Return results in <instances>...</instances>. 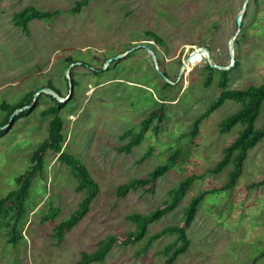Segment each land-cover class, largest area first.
<instances>
[{
  "label": "rangeland",
  "instance_id": "obj_1",
  "mask_svg": "<svg viewBox=\"0 0 264 264\" xmlns=\"http://www.w3.org/2000/svg\"><path fill=\"white\" fill-rule=\"evenodd\" d=\"M78 1L0 0V123L9 112L2 106L12 107L31 93L33 104L38 102L35 111L18 119L0 139V199L18 188L17 178L47 139L51 117L41 112L54 105V99L69 102L61 113L65 152L87 166L99 185L88 214L58 242L54 227L78 209L84 192L59 156L48 152L46 169L33 180L26 203L28 220L20 226L24 239L10 244L7 228L0 227V264H78L84 252L96 251L109 236L123 238L135 231L129 216L150 214L193 175L199 178L184 198L149 225L142 241L116 244L104 262L93 264H166V250L175 236L167 234L148 245L149 239L182 224L191 201L206 192L187 232L189 250L175 264H264V139L248 151L237 185L223 190L233 164L212 171L243 126L221 134L220 124L242 105L226 101L201 122L195 138L189 134L221 93V70L214 69V79L206 85L209 62L200 48L210 52L212 64L228 68L230 90L264 84V0H249L241 28L236 18L246 0H90L75 14ZM26 7L59 14L31 21L25 33L13 16ZM146 32L158 35L163 47L148 40ZM139 44L152 48L160 70L176 83L160 75L145 48L131 52ZM194 51L198 54L185 66ZM232 53L237 62L233 68ZM68 58L78 63L69 65ZM69 79L79 83L73 85L71 101ZM44 89L60 95L40 93ZM160 97L166 99V116L159 130L154 124L129 154L120 151L129 141L122 135L138 132L141 122L160 107ZM255 128L264 129V108ZM177 150L178 163L156 181L153 192L137 188L118 196L119 186L147 178ZM254 183L261 185L250 187ZM51 211L55 217L43 221Z\"/></svg>",
  "mask_w": 264,
  "mask_h": 264
},
{
  "label": "trees",
  "instance_id": "obj_2",
  "mask_svg": "<svg viewBox=\"0 0 264 264\" xmlns=\"http://www.w3.org/2000/svg\"><path fill=\"white\" fill-rule=\"evenodd\" d=\"M89 2L90 0L78 1L72 12L75 14L80 13L84 7L89 5ZM58 14V12H41L33 7H26L21 12L14 14L13 21L15 26L20 27L25 33H29V23L31 21L51 19ZM241 34L243 35L244 33L241 32ZM146 35L150 38L148 40L158 43L163 47V40L158 35L151 32H146ZM237 42L238 38H236V43ZM66 61L69 65L78 63V61L73 60L72 58H68ZM81 64L86 65L84 63ZM236 66L237 62H235L233 67ZM207 70L209 73L206 85L209 86L214 79L215 70L209 65L207 66ZM219 75V89L221 90V93L218 99L212 102L206 111L195 120L193 129L189 134L191 135L190 137L195 138L199 133L201 122L219 109L226 101H234L242 105V108L238 112L230 115L220 124L221 134L229 133L239 124L243 126V130L240 132L237 139L224 150L223 159L218 162L215 169L212 171L214 173H219L229 164H233L234 169L231 173L230 180L223 188V190H227L233 189L237 185L238 180L243 173L248 151L264 139V129L256 130L255 128L256 121L264 108V84L260 86H250L244 90H230L228 70L220 71ZM73 85L76 87L79 86V83L76 80H73ZM169 86L168 83L165 84L166 88ZM56 93L60 95V92ZM73 98L74 94L70 97V101ZM54 100V105L41 112L42 117H51L47 139L35 149L31 157L29 168L17 178L16 181L18 183V188L0 199V227L7 228L8 235L10 236V244L16 245L19 240L24 239V236L20 231V226H24L28 220L26 203L30 195L33 180L38 175H43L44 170L46 169L45 159L48 152L52 151L59 156L58 159L71 170L73 176L76 178L78 183L77 189L84 192V198L79 204L78 209L67 220L58 223L54 227V238L57 239L58 242H62L65 234L72 230L88 214L92 202L99 193V185L91 176L87 166H85L77 157L66 153L64 150L66 136L64 135V121L61 113L69 102H60L57 99ZM165 100V98L160 97V101H162L159 102L160 107L152 110L149 116L141 122L140 130L138 132L135 133L130 130L122 135L123 138H129V141L119 148L120 151L129 154L134 147L142 143L154 124L156 132L159 130V125L164 122L166 116ZM33 102L34 94L31 93L12 107L5 105L2 106L3 108L7 107L9 112L7 117L0 123V139L13 127L18 119L27 117L36 110L38 102L36 101L35 104H33ZM25 107L30 108L25 109ZM18 110H21V112L13 118L12 123L9 126L11 115ZM6 126L7 128H3ZM180 155L181 153L179 150L175 151L169 157L166 164L156 167L147 178L134 179L119 186L117 191L118 196L121 198L125 197L129 191L137 188H144L149 192H153V187L155 186L156 181L174 168L179 161ZM198 178V176L193 175L184 180L176 189L170 191L169 200L164 202L162 206L150 214H134L129 216L128 219L136 225L135 231L128 232L123 238L113 235L109 236L105 241H102L99 244L96 251L92 253L84 252L78 264L102 263L105 261L106 256L110 253L114 245L119 244L127 246L142 241L148 232L149 225L161 220L170 210L175 208ZM260 185L254 183L250 185V187H259ZM207 194V192L203 193L191 201L186 209L182 224L166 228L149 239L148 245L164 235L170 234L175 236L176 239L174 244L167 247L166 250L168 255L166 264H175L176 260L189 250L191 241L187 232L197 215L201 202ZM55 214L56 213L51 211L50 214L44 217L43 221L52 220L55 217Z\"/></svg>",
  "mask_w": 264,
  "mask_h": 264
},
{
  "label": "water",
  "instance_id": "obj_3",
  "mask_svg": "<svg viewBox=\"0 0 264 264\" xmlns=\"http://www.w3.org/2000/svg\"><path fill=\"white\" fill-rule=\"evenodd\" d=\"M248 5H249V0H246L244 6H243V8H242V10L240 11V13L238 14V16H237V18H236V24H237L238 28H241V26H242V24H243V20H244L245 14H246V12H247ZM235 41H236V39H234V40L232 41V44H231L232 49H233V47H234V43H235ZM141 47L145 48V49L148 51V53L152 56V58H153V60H154V62H155V66H156L157 70L159 71L160 75H161V76H162L167 82H169V83H171V84L176 83L177 81L173 82V81H172V80H171L166 74H164V73L160 70L158 57H157L156 53L152 50V48H150V47L147 46V45L142 46V45L139 44V45H137L135 48H133V49L131 50V52L134 51V50H136V49H138V48H141ZM199 50H200V52H202V54H203V53L207 54L206 57H207V59H208L209 66H210L211 68H213V69H217V70H221V71H226V70H228L227 67L212 64V63H211L210 52H209L207 49H204V48L201 49V48H200ZM129 53H130V51H129L127 54H121V55H118V56L115 57L114 59H115V60L122 59V58L126 57L127 55H129ZM194 54H195V51L192 52V53L188 56V58L185 60V64L188 63V62L190 61V59H191L190 57H191L192 55H194ZM205 54H203V56H205ZM231 57H232V59H233V62H232V64H231V67H232V66H234V64H235L234 54H233V53H232ZM68 81H69V86H70V88H71V89H70V95H69V98H70V97L72 96V94H73V81H72L71 79H69ZM43 91H44V92H48V93L52 94L53 96H55L56 98H58V97H57L58 94H57L55 91H53V90L44 89V90L40 91V93H43ZM36 98H37V97H36ZM69 98H68V99H69ZM68 99H66V100H68ZM35 102H36V100H35ZM26 108H27V107H25V109H26ZM20 112H21V110L16 111V113L12 116L11 121H12L13 118L16 116V114H18V113H20ZM11 123H12V122H11ZM3 128H5V127H3Z\"/></svg>",
  "mask_w": 264,
  "mask_h": 264
},
{
  "label": "bare ground",
  "instance_id": "obj_4",
  "mask_svg": "<svg viewBox=\"0 0 264 264\" xmlns=\"http://www.w3.org/2000/svg\"><path fill=\"white\" fill-rule=\"evenodd\" d=\"M197 54H198V52H195V54L193 56H196ZM188 64H189V62L186 63L185 66L188 65Z\"/></svg>",
  "mask_w": 264,
  "mask_h": 264
}]
</instances>
